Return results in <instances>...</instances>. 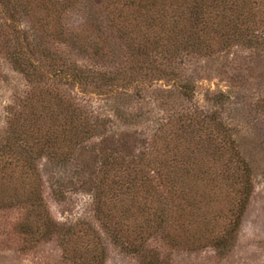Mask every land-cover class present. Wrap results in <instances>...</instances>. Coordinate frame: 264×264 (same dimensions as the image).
Masks as SVG:
<instances>
[{
  "label": "trees",
  "instance_id": "1",
  "mask_svg": "<svg viewBox=\"0 0 264 264\" xmlns=\"http://www.w3.org/2000/svg\"><path fill=\"white\" fill-rule=\"evenodd\" d=\"M80 2L45 0L44 28H56L52 33L63 43L75 41L62 18ZM9 4L16 10L22 2L2 6ZM95 6L103 11L102 25L94 26L86 47L95 65L39 51L30 31L4 8L16 42L9 61L39 93L12 106L0 124V208L31 204L23 229L34 238L63 232L85 264L104 260L106 241L143 258V264H157L146 252L153 232L165 229L174 232L173 243L199 236L227 249L253 187V168L236 127L219 110L230 95L207 92L205 100L214 107L201 112L178 100H195L197 80L187 68L192 59L217 58L235 44L264 47V0H97ZM105 27L131 51L120 70L100 64L114 54ZM146 89L156 96L150 103ZM140 99L154 107H139ZM142 121L154 126L145 151L126 156L112 148V132ZM71 163L80 168L54 180L53 193L65 201L69 185L85 181L88 169L95 175L89 203L99 228L59 224L46 207L45 167Z\"/></svg>",
  "mask_w": 264,
  "mask_h": 264
},
{
  "label": "rangeland",
  "instance_id": "2",
  "mask_svg": "<svg viewBox=\"0 0 264 264\" xmlns=\"http://www.w3.org/2000/svg\"><path fill=\"white\" fill-rule=\"evenodd\" d=\"M11 1L0 0V124L7 121L12 106L17 108L33 91L39 93V89L33 90L23 74L15 71L9 61L8 52L16 42L9 34L7 24L10 20L4 8L11 10L22 29L30 31V39L39 51L49 49L61 52L80 64H98L86 47L94 26L102 25L103 11L95 6L97 0H81L79 5L63 15L67 28L76 37L75 41L66 44L56 33H52L54 30L57 32L56 28H44V19L47 18L45 0H21V7L16 10L11 4L2 6L3 2L7 5ZM104 32L103 36L114 54L99 61L101 66L112 70L124 68L129 64L131 51L116 32L108 28ZM189 64L188 73L197 80V94L194 102L178 101L193 106V109L198 107L201 112L204 106L209 109L214 107L205 100L207 92L221 91L230 95L229 103L219 107V110L236 127L240 148L253 168L252 194L233 244L227 249L221 250L207 237L199 236L185 237L180 244L173 243L171 237L174 232L165 229L153 232L151 250L146 253L157 264H264V47L235 44L217 58H196ZM143 93L148 103L156 98L152 90L146 89ZM140 101L139 107H154ZM169 103L171 107H179L174 100ZM124 128L109 135L112 148L126 156L145 151L153 139V124L142 121ZM75 165L45 167L41 190L46 207L52 219L59 224L71 222L77 230L89 225L99 228L100 222L89 203L95 175L88 169L85 181L69 185L65 201L56 198L53 193L54 180L61 177L68 179L76 169ZM90 165L92 169L96 168L95 163ZM30 210L29 203L0 208V264H85L74 246L73 249L67 246L68 237L63 232L38 234L36 238L26 232L22 224L29 217ZM106 245L104 260L98 264H143V258L124 251L121 246L109 241Z\"/></svg>",
  "mask_w": 264,
  "mask_h": 264
}]
</instances>
